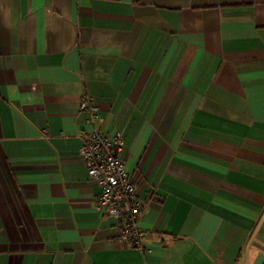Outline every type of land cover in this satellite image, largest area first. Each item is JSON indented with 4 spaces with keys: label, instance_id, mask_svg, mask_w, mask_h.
<instances>
[{
    "label": "crops",
    "instance_id": "crops-1",
    "mask_svg": "<svg viewBox=\"0 0 264 264\" xmlns=\"http://www.w3.org/2000/svg\"><path fill=\"white\" fill-rule=\"evenodd\" d=\"M82 94L143 250L96 205ZM0 264H264V0H0Z\"/></svg>",
    "mask_w": 264,
    "mask_h": 264
},
{
    "label": "built area",
    "instance_id": "built-area-1",
    "mask_svg": "<svg viewBox=\"0 0 264 264\" xmlns=\"http://www.w3.org/2000/svg\"><path fill=\"white\" fill-rule=\"evenodd\" d=\"M79 108L89 115L93 125L83 136L78 154L98 190L96 205L114 219L117 237L126 247L143 250L150 235L149 230L138 226L145 203L137 196L135 182L124 168L121 132L109 136L94 125L97 107L90 95L80 96Z\"/></svg>",
    "mask_w": 264,
    "mask_h": 264
}]
</instances>
